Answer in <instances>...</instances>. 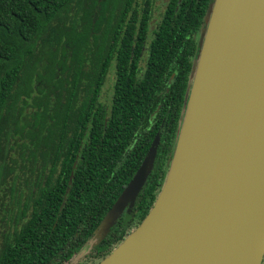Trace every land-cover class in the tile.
I'll use <instances>...</instances> for the list:
<instances>
[{"label": "trees", "instance_id": "16d2710c", "mask_svg": "<svg viewBox=\"0 0 264 264\" xmlns=\"http://www.w3.org/2000/svg\"><path fill=\"white\" fill-rule=\"evenodd\" d=\"M213 2L0 0V264L81 251L159 133L134 207L90 261L141 222L168 173Z\"/></svg>", "mask_w": 264, "mask_h": 264}, {"label": "water", "instance_id": "95a60500", "mask_svg": "<svg viewBox=\"0 0 264 264\" xmlns=\"http://www.w3.org/2000/svg\"><path fill=\"white\" fill-rule=\"evenodd\" d=\"M176 146L148 213L96 264H262L264 0H214ZM160 134L94 230L134 207Z\"/></svg>", "mask_w": 264, "mask_h": 264}, {"label": "rangeland", "instance_id": "374dc122", "mask_svg": "<svg viewBox=\"0 0 264 264\" xmlns=\"http://www.w3.org/2000/svg\"><path fill=\"white\" fill-rule=\"evenodd\" d=\"M110 85H111V82L107 83V85L105 86V88L103 89L100 95L102 102H104L105 104L110 103V96H111ZM13 154L16 157V154L14 152ZM6 160L9 161L8 157L6 158ZM5 186H8V180H6ZM8 198H9V190L4 189V191L1 192V200H0L1 204L6 203ZM0 230H1V213H0ZM95 240L96 239L91 238L89 243L86 244V246H84L81 251H79L78 253L70 254L67 257V260L64 264H96L98 263L100 260L97 259L94 261L93 260L90 261V259L88 258L92 253L93 247L97 243ZM262 264H264V258H263Z\"/></svg>", "mask_w": 264, "mask_h": 264}]
</instances>
